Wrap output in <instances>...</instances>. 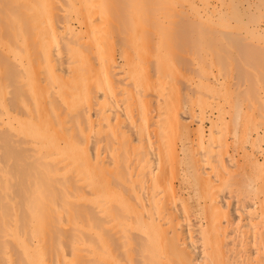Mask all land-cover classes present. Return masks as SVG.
<instances>
[{"label":"bare ground","instance_id":"1","mask_svg":"<svg viewBox=\"0 0 264 264\" xmlns=\"http://www.w3.org/2000/svg\"><path fill=\"white\" fill-rule=\"evenodd\" d=\"M0 264H264V0H0Z\"/></svg>","mask_w":264,"mask_h":264},{"label":"rangeland","instance_id":"2","mask_svg":"<svg viewBox=\"0 0 264 264\" xmlns=\"http://www.w3.org/2000/svg\"><path fill=\"white\" fill-rule=\"evenodd\" d=\"M238 207V204L236 203V200H233V208L236 209Z\"/></svg>","mask_w":264,"mask_h":264}]
</instances>
